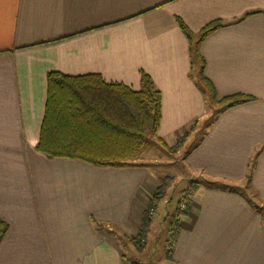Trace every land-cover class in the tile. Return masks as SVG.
Wrapping results in <instances>:
<instances>
[{
    "label": "crops",
    "instance_id": "obj_1",
    "mask_svg": "<svg viewBox=\"0 0 264 264\" xmlns=\"http://www.w3.org/2000/svg\"><path fill=\"white\" fill-rule=\"evenodd\" d=\"M177 19L193 34L219 23L199 45L202 74L217 99L253 98L219 112L185 153L205 184L189 186L159 264H264V0H0V264H133L124 238L138 235L160 176L36 151L46 75L138 89L145 72L161 94L157 136L174 143L206 105Z\"/></svg>",
    "mask_w": 264,
    "mask_h": 264
},
{
    "label": "trees",
    "instance_id": "obj_2",
    "mask_svg": "<svg viewBox=\"0 0 264 264\" xmlns=\"http://www.w3.org/2000/svg\"><path fill=\"white\" fill-rule=\"evenodd\" d=\"M177 24L189 42L191 69L196 71L195 83L208 101L218 107L211 121L222 110L251 100L252 96L242 93L217 99L213 85L202 74L204 59L199 45L219 23H210L197 34H193L179 19ZM160 100L159 89L143 71L140 72L138 89L119 82H105L98 73L66 75L50 71L46 75L44 113L35 150L47 157L77 159L95 166L135 164L134 160L148 146L150 138H156L163 147H167L157 136ZM196 122L190 125V129ZM250 171L245 179V192L249 188ZM165 177L158 178L160 184L150 197L148 206L154 209L167 187L163 182L168 179ZM219 186L238 189L232 184L220 183ZM248 201L255 209H262L250 199ZM152 214L146 210L138 235L130 239L139 248L145 244ZM6 230L7 223L0 218V240Z\"/></svg>",
    "mask_w": 264,
    "mask_h": 264
},
{
    "label": "rangeland",
    "instance_id": "obj_3",
    "mask_svg": "<svg viewBox=\"0 0 264 264\" xmlns=\"http://www.w3.org/2000/svg\"><path fill=\"white\" fill-rule=\"evenodd\" d=\"M205 99V113L202 117L196 119L197 123L193 129L188 128L174 143L165 142L166 148L156 138H150L148 146L134 160L135 163L146 164L153 172L158 173L160 177L166 176L165 178L168 177V179L163 181L167 187L162 196V201L159 200L158 208L152 216L155 223L151 230L148 228L149 233L147 231L148 245L145 246L144 244L143 247L139 248L133 242L124 238L127 250L126 260L133 261V264H141L136 261L137 258H142L143 264H159L162 262L159 259L160 256H165L166 252L171 249V235L169 234L172 232V225L177 217L176 210L179 212L181 198L186 192H191L190 187L193 184L197 185L201 182L205 184L203 177L199 174H192L193 172L188 170L185 162V153L201 135L204 126L206 123L209 124L218 108L217 105L211 104L207 97ZM241 185L243 186V183ZM163 204L164 207L162 206ZM143 249L145 251H142ZM144 253L145 255H143Z\"/></svg>",
    "mask_w": 264,
    "mask_h": 264
},
{
    "label": "built area",
    "instance_id": "obj_4",
    "mask_svg": "<svg viewBox=\"0 0 264 264\" xmlns=\"http://www.w3.org/2000/svg\"><path fill=\"white\" fill-rule=\"evenodd\" d=\"M190 200H191V195L189 192H186L181 198L180 203H179V211L181 213H184L188 210L190 206ZM147 210L150 214H152L154 211V208L152 206H148Z\"/></svg>",
    "mask_w": 264,
    "mask_h": 264
}]
</instances>
